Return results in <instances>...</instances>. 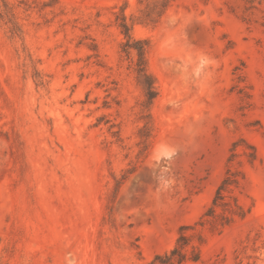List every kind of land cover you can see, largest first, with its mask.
Here are the masks:
<instances>
[{
  "label": "rangeland",
  "instance_id": "rangeland-1",
  "mask_svg": "<svg viewBox=\"0 0 264 264\" xmlns=\"http://www.w3.org/2000/svg\"><path fill=\"white\" fill-rule=\"evenodd\" d=\"M180 234L178 264H264V0H0V264Z\"/></svg>",
  "mask_w": 264,
  "mask_h": 264
},
{
  "label": "trees",
  "instance_id": "trees-1",
  "mask_svg": "<svg viewBox=\"0 0 264 264\" xmlns=\"http://www.w3.org/2000/svg\"><path fill=\"white\" fill-rule=\"evenodd\" d=\"M120 26L122 27L126 37L128 38L127 42L125 43L126 49L134 48L137 51V56H138L137 62H136L137 71L138 72L144 71L145 66H146V59H145L146 42L143 40H137L134 42H130L129 27L126 24L123 16L121 17ZM187 241H188V238L185 235L180 234L177 240L176 246L168 254H165L163 257L159 255L155 256V258L150 262V264H178V263H181L186 258L183 248L186 246Z\"/></svg>",
  "mask_w": 264,
  "mask_h": 264
}]
</instances>
